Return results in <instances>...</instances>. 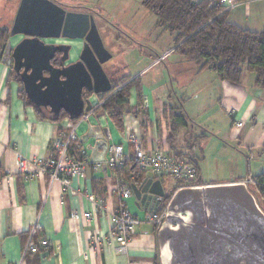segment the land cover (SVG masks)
<instances>
[{
  "label": "crops",
  "instance_id": "1",
  "mask_svg": "<svg viewBox=\"0 0 264 264\" xmlns=\"http://www.w3.org/2000/svg\"><path fill=\"white\" fill-rule=\"evenodd\" d=\"M50 1L66 11L84 13L95 19L94 8ZM226 1L230 5L224 10L228 22L253 33L263 30L264 0ZM94 23L98 29V24ZM152 24L158 37L147 47L150 54L139 50L131 60H127L129 54L123 56L127 71L138 67L135 74L119 77V65L109 64L111 59L102 65L111 85L129 77L130 81H139L141 90L140 93L131 91L130 111L123 117L122 130L101 110L87 121L79 122V146L86 150L89 166L83 175L70 180L69 188L36 171L34 164L50 157L52 143L62 132L64 122L40 120L35 107L19 97L18 92L23 88L14 74V80L7 83L11 66L0 61V264H157V228L146 222V215L159 211L162 199L152 198L138 204L132 195L126 201L128 210L141 224L121 253L107 240L111 215L119 204L115 191L117 170H103V166L95 170L92 165L104 162L112 145H121L125 153L132 155L129 136H136L148 153L158 149L173 155L168 143L172 106L182 108L194 125V137L201 136L192 144L195 149L191 151L187 145L188 130L182 129L175 146V153L194 155L201 186L231 181L247 183L264 171V90L254 87V75L244 72L241 82L232 84L220 81L212 71L197 73L192 62L173 52L176 47L171 36L167 37L163 29L156 27V18ZM136 25L140 29V21ZM23 39L22 35L10 36V47ZM43 42L51 45L53 41L49 38ZM59 42L71 47L67 65L75 63L83 41L66 38ZM153 70H158L157 82L150 87L144 78ZM171 73L180 88L178 96L174 94ZM171 92L178 105L170 104ZM46 112L51 115L49 110ZM236 123L242 126L236 127ZM17 154L28 161L30 173L18 171ZM144 178L160 181L151 172L145 173ZM161 184L167 194L176 183L165 178ZM86 214L91 218L87 219ZM32 232L34 245L45 240L48 246L37 254L23 256V248ZM94 237L105 238V241L94 244Z\"/></svg>",
  "mask_w": 264,
  "mask_h": 264
},
{
  "label": "water",
  "instance_id": "2",
  "mask_svg": "<svg viewBox=\"0 0 264 264\" xmlns=\"http://www.w3.org/2000/svg\"><path fill=\"white\" fill-rule=\"evenodd\" d=\"M40 4V17L29 12L30 7L40 8ZM19 23L25 30H37L34 34L21 33L24 39L15 47L11 48L9 41L4 44L0 61L11 66L13 60L17 71L24 68L20 84L32 106L53 115L64 112L75 120L91 111L89 97L112 91L102 67L111 56L103 47L92 16L66 12L50 0H25ZM56 27L63 33L76 30L74 37H66L83 41L75 63L65 65L70 46L43 42L41 31L46 38L59 37L60 33L51 31ZM57 53L63 56L54 67L51 63ZM130 187L138 204L165 198L161 182L153 178ZM157 240L160 264H264V213L246 183L180 188L166 205Z\"/></svg>",
  "mask_w": 264,
  "mask_h": 264
},
{
  "label": "trees",
  "instance_id": "3",
  "mask_svg": "<svg viewBox=\"0 0 264 264\" xmlns=\"http://www.w3.org/2000/svg\"><path fill=\"white\" fill-rule=\"evenodd\" d=\"M239 2L248 0H238ZM221 0H142V6L156 18V27L169 33L172 38L174 53L185 60L192 62L197 73L202 71L214 72L220 81L239 84L244 72L254 75V87L264 90V28L261 32L253 33L242 30L227 21L224 6ZM10 33L7 29H0V50L9 41ZM14 80L11 73L7 83ZM140 93L138 80L130 81L129 77H123L112 82V91L100 97L104 101L101 111L105 112L113 125L123 129V117L130 111L129 99L131 91ZM19 97L26 102L23 89H20ZM140 102V100H138ZM138 102V103H139ZM27 104V102H26ZM36 116L43 121L62 123L68 120L75 124L78 119L71 120L66 113L50 115L39 108H34ZM181 107L169 108L170 133L168 143L176 160L187 158L197 170V184L199 180L197 164L194 155L190 152L184 155L175 153L178 133L180 130H188L187 145L189 150L192 144L201 136L194 137V125L186 118ZM70 155L77 157L78 151L74 145L70 149ZM117 177L131 184H140L145 173L129 162L122 169L116 171ZM166 177L159 179L162 183ZM169 179V178H168ZM169 189L162 199L160 210L164 209L173 193L184 187L181 182ZM251 195L256 200L259 208L264 213V171L249 179L246 183ZM157 260V264H160Z\"/></svg>",
  "mask_w": 264,
  "mask_h": 264
},
{
  "label": "built area",
  "instance_id": "4",
  "mask_svg": "<svg viewBox=\"0 0 264 264\" xmlns=\"http://www.w3.org/2000/svg\"><path fill=\"white\" fill-rule=\"evenodd\" d=\"M220 4L224 8H229L226 0H221ZM94 96L89 97L92 103V109L89 113L82 115L79 121L71 124L68 120L63 122L62 132L55 138L52 143V153L45 161L34 163L36 171L46 174L52 181H58L65 188H69L70 180L83 175L89 166V159L85 149L79 146L77 135V128L79 122L87 121V119L96 111L100 110L104 101L100 97L95 99ZM105 115H107L104 112ZM236 127H241V123H236ZM128 143L133 147V154L129 155L124 152L121 145H112L108 147L107 159L104 162L94 163L92 167L99 170L102 166L110 170H120L129 162L133 163L138 170L147 173L151 172L155 177H166L173 181L181 182L184 184L182 188L198 187V176L196 168L190 164L189 160L185 157L176 160L173 155L163 153L161 150L155 149L152 153L143 150L140 140L136 136H129ZM74 145L78 151V156L70 155V149ZM192 147L191 151H194ZM16 166L20 173L28 172V161L17 154ZM31 177L33 174L31 173ZM1 180V175H0ZM131 185L122 178L115 181V191L119 197V204L117 209L111 215V228L107 235V240L113 242L117 251L123 253L126 250L127 243L135 235L137 228L140 226L141 221L134 216L127 208L126 201L132 196ZM166 207L157 212H151L146 215V222L155 228H159L165 220ZM85 217L90 219V214ZM32 235L28 237L26 244L23 248V256L26 254H37L40 249H46L48 242L43 240L39 245L32 243ZM105 241V238L94 237L93 243L99 244Z\"/></svg>",
  "mask_w": 264,
  "mask_h": 264
},
{
  "label": "rangeland",
  "instance_id": "5",
  "mask_svg": "<svg viewBox=\"0 0 264 264\" xmlns=\"http://www.w3.org/2000/svg\"><path fill=\"white\" fill-rule=\"evenodd\" d=\"M24 1L25 0H0V29H7L9 33H17L15 34V37L21 35V33L34 34L37 30L36 27L25 30L22 27V24L19 23L21 6ZM56 1L67 5L81 4L94 8L92 12L95 13L94 22L98 24V34L102 40L104 48L112 56L109 64L115 63L119 65V77L126 76L128 74H135L138 68L136 67L135 69L127 71L124 68L123 56L125 54H129L127 60H131L135 58V56L132 57V55L139 50L146 55L150 54V50H148L147 47L149 44H153L152 39H157L158 37V34H154V29L156 28H154V25L152 24L155 17L153 14L144 10L141 6L142 0H127L126 2L125 0H87L88 3H79V1L76 2V0ZM29 12L34 16L37 14L41 15L42 6L40 8L30 7ZM28 16L29 15L24 18V21L28 19ZM14 21L16 23H14ZM139 21L141 26H139L140 29L136 25ZM165 33L167 34V37L170 36L169 33ZM41 36L43 37V40L49 39L46 38L43 31H41ZM105 67L107 66H104V68ZM157 73L158 70H153L144 78L145 83H148L147 86L149 85L151 87L153 82H157ZM11 76H13V72H11ZM171 79H173L171 84H174L175 76L172 75V73ZM173 88L175 90L174 94L178 96L180 88L176 85V83ZM174 94L172 92L169 94L171 96L170 104L174 103L178 105V101L174 98ZM195 97L191 99L192 102L195 100ZM43 112L45 113V111Z\"/></svg>",
  "mask_w": 264,
  "mask_h": 264
},
{
  "label": "flooded vegetation",
  "instance_id": "6",
  "mask_svg": "<svg viewBox=\"0 0 264 264\" xmlns=\"http://www.w3.org/2000/svg\"><path fill=\"white\" fill-rule=\"evenodd\" d=\"M40 7H41V4H40ZM42 10H43V6H42ZM66 11V10H65ZM66 12H69V11H66ZM82 14H84V13H82ZM37 17H40V15H36ZM52 32H54L55 34H59L60 33V35H59V37H57V38H52V43H50L51 45H65V44H62V43H60L59 41L60 40H63V39H66L67 37L66 36H74V35H76L77 34V32H76V30H73V29H69V30H67L65 33H63V29H61V31L60 30H58V28L56 27V28H54V29H52L51 30ZM63 56V53H57L56 55H55V58H54V60L52 61V65L54 66V67H58L59 66V64H60V59H61V57ZM77 61V60H76ZM11 72H13V74L15 75V77L19 80V81H21V75L23 74V71H24V68L22 67L21 69H19L18 71L17 70H15V68H14V62H13V60H11ZM65 65H67V62L65 63ZM69 65V64H68ZM41 110H46L45 108H40ZM47 111V110H46Z\"/></svg>",
  "mask_w": 264,
  "mask_h": 264
}]
</instances>
